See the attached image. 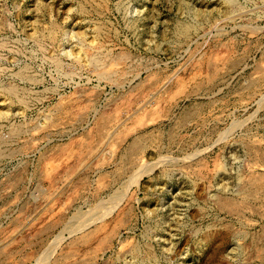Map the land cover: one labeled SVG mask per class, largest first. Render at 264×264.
I'll use <instances>...</instances> for the list:
<instances>
[{
  "label": "rangeland",
  "instance_id": "1",
  "mask_svg": "<svg viewBox=\"0 0 264 264\" xmlns=\"http://www.w3.org/2000/svg\"><path fill=\"white\" fill-rule=\"evenodd\" d=\"M135 245L264 264V0H0V264Z\"/></svg>",
  "mask_w": 264,
  "mask_h": 264
},
{
  "label": "bare ground",
  "instance_id": "2",
  "mask_svg": "<svg viewBox=\"0 0 264 264\" xmlns=\"http://www.w3.org/2000/svg\"><path fill=\"white\" fill-rule=\"evenodd\" d=\"M231 4H232V3H231ZM229 10H230V9H229ZM225 12H226V11H225ZM194 16H195V15H194ZM200 24H201V23H200ZM188 26H189V25H188ZM188 26H183V25L180 26V27L178 26V27H179V33H182L183 35H184V34H187V32H188V30H189V27H191V26H189V27H188ZM191 28H192V27H191ZM195 28H196V27H195ZM177 32H178V31H177ZM191 116H192V115H191ZM186 117H187V116H186ZM255 186H256V185H255ZM221 187H223V186H221ZM222 190H224V192H225V189H224V188H223ZM248 190H250V188L247 189L245 192H242V191H241V192H238L237 195L240 194V195L243 196V194H244L245 199H249V198H247V197H249V194H250V192H249ZM255 190H256V189H255ZM243 191H244V190H243ZM257 191H258V189H257ZM257 191H256V192H257ZM253 192H254V191H253ZM244 197H243V198H244ZM217 202H218V201H217ZM111 206H112V205H111ZM228 207H229V206H228ZM107 212H108V211H107ZM149 213H150V212H149ZM149 213H148V214H149ZM107 214H108V213H107ZM148 214H147V215H148ZM149 215H150V214H149ZM149 215H148V216H149ZM148 216H147V217H148ZM104 217H105V216L98 217V218H97V221L102 220ZM101 229H102V228H98V229H97V233L100 232ZM137 247H138L137 245L132 246V248L130 249V251H128V254H127V255L130 256V260L128 261L129 264H133V263L135 262V258H137V255L139 254V249H137ZM200 248H201V247H200ZM140 249H141V248H140ZM146 250H147V249H146ZM148 251H149V250H148ZM140 253H141V252H140ZM144 254H147V252H146V253L144 252ZM140 255H141V254H140ZM149 256H150V259H151V257H152L153 255H152V256L149 255ZM125 257H126V256H125ZM146 257H147V255H146ZM153 257H154V256H153ZM128 258H129V257H128ZM142 258H143V256H142ZM148 258H149V257H148ZM137 260H138V259H137ZM151 260H152V259H151ZM141 261H142V260H141ZM145 261H146V260H145ZM148 261H150V260L148 259ZM124 263H125V262H124ZM125 264H126V263H125ZM141 264H142V263H141Z\"/></svg>",
  "mask_w": 264,
  "mask_h": 264
}]
</instances>
